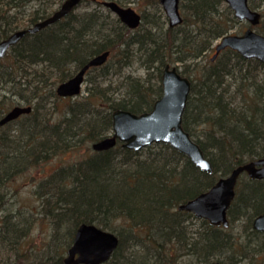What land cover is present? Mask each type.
<instances>
[{
	"label": "trees",
	"instance_id": "16d2710c",
	"mask_svg": "<svg viewBox=\"0 0 264 264\" xmlns=\"http://www.w3.org/2000/svg\"><path fill=\"white\" fill-rule=\"evenodd\" d=\"M91 1L101 5L102 0ZM114 1L122 5L128 0ZM53 3L0 0V40L49 16ZM249 3L256 8L253 0ZM223 4L224 0H180L183 23L168 28L167 35L144 30L146 40L118 20V26L111 24L110 28L109 17L99 10L74 11L37 33L26 34L0 58V83L10 85L12 95L25 105L38 98L37 110L45 90L54 94V86L69 79L94 55L109 50L110 57H118L114 68L111 60L90 69L92 87L86 96L68 105L67 116L58 123L51 125L34 111L24 115L27 122L16 119L0 129V209H5L7 183L13 175L39 166L57 150L109 135L115 109L151 110L162 95V72L168 63L178 64L181 73L192 79L183 125L214 168L213 173L201 171L168 144H154L145 153L119 143L55 169L42 181L46 190L40 194L46 208L42 212L53 226L48 249L39 258L31 256L23 244L34 219L25 217L20 209L4 211L0 216V264H64V253L77 228L92 223L116 232L120 239L105 264H190L187 257L199 264L239 261L226 262L217 254L241 246L238 240L204 219H200L202 229H195L192 220L196 216L178 208L238 164L264 156V63L227 48L214 61L203 64L205 55L211 50L214 54V41L229 32V21L236 20L228 6L232 17H223ZM256 29L264 34L262 24ZM136 42L148 57L146 74L124 75L114 87L110 80L101 85L98 77L106 80L113 71L123 74ZM125 57L130 61L123 62ZM28 89L32 94L25 95ZM4 113L0 107V118ZM192 123L203 125L202 133L196 135ZM238 191L229 216L232 221L246 217L252 224L264 212V180L249 179Z\"/></svg>",
	"mask_w": 264,
	"mask_h": 264
},
{
	"label": "water",
	"instance_id": "95a60500",
	"mask_svg": "<svg viewBox=\"0 0 264 264\" xmlns=\"http://www.w3.org/2000/svg\"><path fill=\"white\" fill-rule=\"evenodd\" d=\"M82 0H65L59 8L33 25L19 29L0 40V58L6 56L26 34L37 33L60 21L80 4ZM240 21L250 23L243 33H227L215 45L214 61L226 48L236 50L245 59H257L264 63V34L253 26L260 23L262 14L250 6L249 0H224ZM167 16L169 26L174 28L183 22L180 0H159ZM103 4L117 14L129 28L135 29L142 22V15L131 6H123L114 0H105ZM110 55L104 51L94 55L72 77L61 82L56 92L59 96L75 97L82 91V85L89 68L103 65ZM162 95L157 98L149 111L134 113L126 109L112 112V133L93 142L95 151L111 149L118 142L123 147L140 151L158 143L168 144L188 156L201 171L213 173L212 162L205 155L200 144L184 128L183 117L192 89V80L183 75L177 65L166 64L162 72ZM33 110L31 105H15L0 118V128ZM242 173L252 179H264V156L238 164L232 171L220 177L209 189L192 199L179 204L178 208L193 213L198 218L209 221L211 225L228 227V211L236 196V187ZM253 228L264 232V212L253 220ZM119 236L110 230L92 224H81L74 235L73 242L63 258L64 264H105L119 244ZM207 264H220L211 261Z\"/></svg>",
	"mask_w": 264,
	"mask_h": 264
},
{
	"label": "rangeland",
	"instance_id": "374dc122",
	"mask_svg": "<svg viewBox=\"0 0 264 264\" xmlns=\"http://www.w3.org/2000/svg\"><path fill=\"white\" fill-rule=\"evenodd\" d=\"M54 1L55 3H53V8L54 10H56L65 0ZM153 2L156 1L128 0L127 2H123V6L133 7L139 13H141L143 17L142 23L140 27H138L139 29L137 28L138 30L136 32H134V30L136 29H131L133 33L138 32L140 33V35H142L144 34V30H146V32L152 31L154 33L157 31L159 35H167V30L170 27L166 14L163 10L162 5L159 2V5L157 6L156 4H153ZM253 2L255 5L254 7L259 9L263 13V21L261 24L264 26V0H253ZM227 6L228 4L224 1V4L221 6V11H223V17L226 16L231 18L232 15L229 13V10L226 9ZM90 10H99L98 12L100 14H103L104 17L108 16L109 18H107L106 20L107 23H110V28L111 24L118 26V23L116 22L117 20L120 21V25L123 24L116 13L111 11L103 4L98 5L95 1L83 0L75 11L84 12ZM161 12L164 17L161 16ZM229 22L231 23V28L228 33H242L248 27V23L246 21H240L237 18L236 20H232ZM110 28L107 27V29L105 28L104 30L108 32V29ZM142 36H140V38H142V40H146L144 38L145 35ZM219 40L220 38L215 40L213 46ZM132 50L134 52V55H132L130 59L131 61L126 57L123 59V62L130 61L128 65L123 66L121 70L123 74L120 73L121 75H119L118 73H113V71V75H108L106 77V80H104V77H98V79L102 80L101 85L106 86L109 84L110 81H113L112 86L114 87L116 86V84L119 83V81H121L123 77H125L124 75L144 76L146 74L147 69L145 67L146 59L148 57L146 55H143L141 51H139L140 49L138 42L132 45ZM212 51L213 50H211L207 55L202 58L203 64L207 63L209 59H211V55L213 53ZM109 61L111 62V64H113L114 68L115 63H117L118 61V57H115L114 59L111 56ZM178 67L180 68V70L182 69L181 66L178 65ZM89 73L90 72H88L87 74L86 80L82 86V91L80 94L75 97H62L57 94V87L54 86V94L45 90V92L43 93V96L45 95L44 99L41 101V105L37 110L35 109L34 105H36L35 103L38 102V98H34L32 104V112L35 111L36 113H38L39 116L42 115L45 118L49 119V123L51 125L56 124L58 123V121L64 119V117H66L68 114V105L77 98L81 99L86 96L88 87H92L93 82H90ZM10 87V85L4 86L2 83H0V107L2 108V110H4L5 113L15 105L26 104V102L23 101L21 98H16L12 95ZM24 92L25 95L32 94V90L30 91L29 89L26 91L24 90ZM98 103L100 102L98 101ZM26 118V116L21 115L19 118V123L23 124L24 121L27 122L28 120ZM190 128L196 135H199L200 133H202L203 125H200L198 123H192ZM78 143V147L60 149L57 150V152L55 153H51L50 157L42 161L39 166H31L26 170H23L22 172L13 175V177L7 183V203L5 205L4 210L0 209V216L5 213L4 211H17L20 209L25 214V217H28L30 220L34 219L31 221V229L28 233L29 235L25 237V243L23 244L25 250H30L31 256H36L37 258H39L40 255L45 254V251L49 247L48 244L51 242L53 232V226L50 222V218L42 212V210L46 209L43 206V198H40V194L44 192V190H46V188H43V186L41 187L42 181L46 180L47 176L51 175L55 169H59L63 166H69L72 163H76L79 160L85 159L96 152L92 148V143L89 142L88 139L81 140ZM1 144L3 143H0V147H2ZM145 149L146 148L140 151H144ZM146 152L147 150H145V153ZM249 179L250 178L247 176V174L243 173L240 177V181L237 186L238 190L244 187V184L247 183ZM230 220V227L221 228L227 236H230V239L238 240V242L242 245H236V247L234 246V248L225 250L223 251L224 253L222 252L223 254L219 250L217 254H220L219 256H221V258L226 262L239 258V261H236L235 264H264V233L254 231V229L252 228V224H249L246 217L237 218L235 221H232V219L230 218ZM192 224H194L193 226L195 229H202L201 220L199 218L196 217L195 219H193ZM59 249L60 251L62 250L61 247H58L57 250L59 251ZM65 254L66 251L64 253V256ZM185 260L187 262H190V264H199L194 262L192 257H187Z\"/></svg>",
	"mask_w": 264,
	"mask_h": 264
},
{
	"label": "flooded vegetation",
	"instance_id": "af4514ba",
	"mask_svg": "<svg viewBox=\"0 0 264 264\" xmlns=\"http://www.w3.org/2000/svg\"><path fill=\"white\" fill-rule=\"evenodd\" d=\"M255 9H257V8H255ZM259 10V9H258ZM262 14V19H261V22H260V24L262 23V21H263V13H261ZM248 23V22H247ZM259 24V25H260ZM248 26H251L249 23H248ZM255 29H256V27L255 26H253ZM237 192H238V187H237Z\"/></svg>",
	"mask_w": 264,
	"mask_h": 264
}]
</instances>
